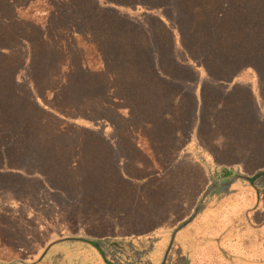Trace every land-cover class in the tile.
<instances>
[{
    "label": "trees",
    "instance_id": "1",
    "mask_svg": "<svg viewBox=\"0 0 264 264\" xmlns=\"http://www.w3.org/2000/svg\"><path fill=\"white\" fill-rule=\"evenodd\" d=\"M27 63L37 104L16 86ZM104 119L119 127L122 172L90 132ZM181 150L191 163L168 170ZM33 154L40 172H23ZM258 177L264 0H0V247L11 252L0 264L35 260L52 241L37 264L63 242L82 264L166 250L164 264H198L193 248L171 261L180 230L217 213L232 181ZM51 186L82 194L53 211Z\"/></svg>",
    "mask_w": 264,
    "mask_h": 264
},
{
    "label": "rangeland",
    "instance_id": "2",
    "mask_svg": "<svg viewBox=\"0 0 264 264\" xmlns=\"http://www.w3.org/2000/svg\"><path fill=\"white\" fill-rule=\"evenodd\" d=\"M170 6L175 8L177 6V0H168V7L170 8ZM142 19V25H146L150 20L149 17ZM178 20V16L176 19L173 17V19L168 20V24L172 30L176 29ZM28 72L29 65L27 63V66L17 72L16 86L23 96L30 102L37 104L36 96L34 95L28 78ZM211 87L216 91L222 92L221 87L215 82L211 83ZM191 91L192 87H189L187 92L192 93ZM254 110L257 112V115H259V112L255 108ZM109 121H111V119H104V122L100 124L98 120H93L89 129L92 134L100 136L102 140L110 145L112 162L115 168L119 172H122L126 165V155L120 146L118 137L119 127L111 125ZM185 152L186 154L180 152L177 155L168 170H175L188 166L191 163L188 152ZM41 166L40 157L33 154L31 156H26L22 162H20L19 168H21L23 172L29 171L32 173L37 171L38 173L41 170ZM242 170L246 172L245 168H242ZM247 172L250 173V171ZM247 176L251 177L252 174ZM227 179L228 178H226V180ZM34 183H36V181H34ZM227 187L225 188L227 191L226 196L217 199L219 203L218 210L215 209L217 213L214 212L215 214L211 213L194 219L180 230L179 235L175 239L177 244L174 251L176 254L173 255L174 259L171 261L177 260L176 255L184 253L186 249L191 250L193 248L192 251L194 252H191L195 254L193 258L195 257L196 259L198 257V264H205L208 261H216L214 264H264V178L258 177L251 181L239 178L232 181ZM60 188L51 186L46 191L48 193V197H46V199L49 200L48 205L51 206V210L53 211L66 209L72 201L78 200L82 194V191L74 192L64 189L61 190ZM39 196L40 193L35 196L30 195L28 198L40 200ZM8 199L10 201L12 195L9 196ZM203 235L206 236L203 237ZM163 240L165 241L166 238ZM50 244H53V241L41 252L38 245L31 246L34 250L33 252L37 250L40 252L39 256L35 258V260H28L30 262H21L20 260H18V262L21 264H37L38 262L36 263V260L40 258L46 250L42 258L45 256L48 251L47 247L50 246ZM196 245L199 246L195 247ZM137 251L138 250L135 252ZM74 252L75 247L68 242L54 244L51 246L46 261L42 260L41 264H82L83 261H78L73 255ZM0 253L7 258V256H10L11 252L4 247H0ZM166 253L167 250L165 254H163L162 259H160L162 255L159 254L156 255L155 259H153V255L145 256L146 259L143 260L142 263L164 264L168 257ZM20 254L22 253H19V258L22 257ZM131 257H133V255H131ZM108 259L112 261L109 257ZM92 264H104V262L99 257V259ZM114 264L121 263L120 261H114Z\"/></svg>",
    "mask_w": 264,
    "mask_h": 264
},
{
    "label": "crops",
    "instance_id": "3",
    "mask_svg": "<svg viewBox=\"0 0 264 264\" xmlns=\"http://www.w3.org/2000/svg\"><path fill=\"white\" fill-rule=\"evenodd\" d=\"M185 151H186V150H181L180 152H184L183 154H186ZM180 152H179V153H180ZM179 153H178V154H179ZM178 154H177V155H178ZM176 157H177V156H176ZM176 157H175V158H176ZM173 161H174V160H173ZM173 161H172V162H173ZM172 162H171V163H172ZM170 165H171V164H170ZM203 208H205V207L203 206ZM204 210H205V209H204ZM204 210H203V212L201 213V215L203 214V216H205V214H207V215L210 214V212H212V210H214V209H209V208H207L205 211H204ZM207 211H209V212L206 213ZM51 245H52V244H51Z\"/></svg>",
    "mask_w": 264,
    "mask_h": 264
},
{
    "label": "water",
    "instance_id": "4",
    "mask_svg": "<svg viewBox=\"0 0 264 264\" xmlns=\"http://www.w3.org/2000/svg\"><path fill=\"white\" fill-rule=\"evenodd\" d=\"M47 248H49V246H48ZM45 251H46V250H45ZM45 251H44L43 254L40 256V258H38V259L36 260V263L39 262V261L41 260V258H42V256L44 255Z\"/></svg>",
    "mask_w": 264,
    "mask_h": 264
},
{
    "label": "flooded vegetation",
    "instance_id": "5",
    "mask_svg": "<svg viewBox=\"0 0 264 264\" xmlns=\"http://www.w3.org/2000/svg\"><path fill=\"white\" fill-rule=\"evenodd\" d=\"M245 180H247V179H245ZM263 185V184H262ZM257 186V185H256ZM263 191H264V188H263ZM263 196H264V194H263Z\"/></svg>",
    "mask_w": 264,
    "mask_h": 264
}]
</instances>
